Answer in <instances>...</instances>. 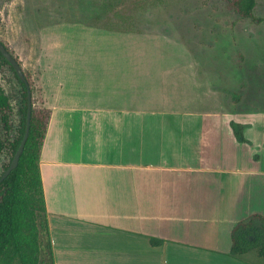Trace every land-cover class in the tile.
<instances>
[{
	"label": "crops",
	"instance_id": "crops-1",
	"mask_svg": "<svg viewBox=\"0 0 264 264\" xmlns=\"http://www.w3.org/2000/svg\"><path fill=\"white\" fill-rule=\"evenodd\" d=\"M38 36L53 264H264L230 253L236 223L264 216V106L246 80L188 52L178 68V45L145 34L59 21Z\"/></svg>",
	"mask_w": 264,
	"mask_h": 264
},
{
	"label": "rangeland",
	"instance_id": "rangeland-1",
	"mask_svg": "<svg viewBox=\"0 0 264 264\" xmlns=\"http://www.w3.org/2000/svg\"><path fill=\"white\" fill-rule=\"evenodd\" d=\"M255 1L253 13L264 19V0ZM116 6L121 14L118 19L113 16L107 20L112 27L175 42L178 55L183 56L178 68H184L188 52L196 65L211 75L216 71L240 75L247 88L260 97L257 105L264 106V22L239 16L228 0H135L132 5L119 0ZM92 11L86 0H0V40L13 50L24 69L33 70L38 68L40 27L64 19L94 22ZM0 86L12 106L9 138L13 139L20 119V85L1 59ZM239 88H225L226 100H235ZM8 158L9 148L5 146L0 151V172Z\"/></svg>",
	"mask_w": 264,
	"mask_h": 264
},
{
	"label": "trees",
	"instance_id": "trees-1",
	"mask_svg": "<svg viewBox=\"0 0 264 264\" xmlns=\"http://www.w3.org/2000/svg\"><path fill=\"white\" fill-rule=\"evenodd\" d=\"M86 1L93 8L92 14L95 20L94 22L84 23L111 31H128L127 29L112 27L110 21H107L113 16L117 19L120 18L121 13L114 9L117 7L116 4L119 0ZM127 1L132 5L135 0ZM255 3V0H228L230 8L239 16L249 18L258 23L264 22V19L256 17L253 13ZM96 19H101V23H97ZM60 21L71 20L64 19ZM0 41L19 63L31 95V114L27 139L17 165L4 178H0V264H53L38 165L39 154L51 111L43 106L39 69H24L13 50L9 49L2 40ZM0 59L10 67L20 85V119L17 135L13 139L9 138L12 131V106L8 96L0 86V151L5 146L9 148L8 162L0 172L1 177L23 136L26 119L27 89L25 82L20 80L11 64L1 53ZM230 126L238 141H246L242 133L243 126L241 124L230 121ZM251 250L258 256L264 257V216L258 213L250 214L245 219L237 222L231 231L230 253L232 255L240 257Z\"/></svg>",
	"mask_w": 264,
	"mask_h": 264
},
{
	"label": "water",
	"instance_id": "water-1",
	"mask_svg": "<svg viewBox=\"0 0 264 264\" xmlns=\"http://www.w3.org/2000/svg\"><path fill=\"white\" fill-rule=\"evenodd\" d=\"M0 53L4 56V58L11 64L13 67L15 73L17 76L20 78V80L24 81L26 84V89H27V107H26V119H25V129L23 132V136L20 140V143L15 150L13 157L9 163V165L6 167L4 172L1 175V179L4 178L16 165L20 156V153L22 152L24 143L27 139L28 136V130H29V123H30V114H31V95L30 91L27 85V82L25 80L24 73L19 65V63L16 61V59L9 53V51L5 48L3 43L0 41Z\"/></svg>",
	"mask_w": 264,
	"mask_h": 264
}]
</instances>
